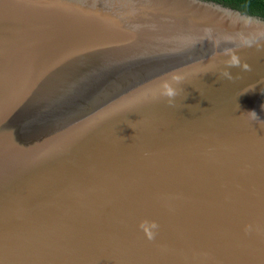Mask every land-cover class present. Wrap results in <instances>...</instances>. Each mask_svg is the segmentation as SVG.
<instances>
[{"label":"water","instance_id":"95a60500","mask_svg":"<svg viewBox=\"0 0 264 264\" xmlns=\"http://www.w3.org/2000/svg\"><path fill=\"white\" fill-rule=\"evenodd\" d=\"M0 264H264V20L0 0Z\"/></svg>","mask_w":264,"mask_h":264},{"label":"trees","instance_id":"16d2710c","mask_svg":"<svg viewBox=\"0 0 264 264\" xmlns=\"http://www.w3.org/2000/svg\"><path fill=\"white\" fill-rule=\"evenodd\" d=\"M213 1L250 16L264 20V0H206Z\"/></svg>","mask_w":264,"mask_h":264},{"label":"clouds","instance_id":"9594fccd","mask_svg":"<svg viewBox=\"0 0 264 264\" xmlns=\"http://www.w3.org/2000/svg\"><path fill=\"white\" fill-rule=\"evenodd\" d=\"M233 64L236 63L235 60H233L232 62ZM169 96H173L174 95V92L169 89L168 90V93H167ZM140 229H142V231L146 234L147 238L149 240L153 239L154 238V232L151 231L150 229H156L158 227V225L155 223V222H150V221H142L139 225Z\"/></svg>","mask_w":264,"mask_h":264}]
</instances>
